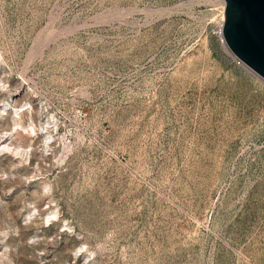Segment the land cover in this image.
Returning a JSON list of instances; mask_svg holds the SVG:
<instances>
[{
  "label": "rangeland",
  "instance_id": "374dc122",
  "mask_svg": "<svg viewBox=\"0 0 264 264\" xmlns=\"http://www.w3.org/2000/svg\"><path fill=\"white\" fill-rule=\"evenodd\" d=\"M223 0H0V264H264V80Z\"/></svg>",
  "mask_w": 264,
  "mask_h": 264
},
{
  "label": "water",
  "instance_id": "95a60500",
  "mask_svg": "<svg viewBox=\"0 0 264 264\" xmlns=\"http://www.w3.org/2000/svg\"><path fill=\"white\" fill-rule=\"evenodd\" d=\"M221 37L227 49L264 80V0H223Z\"/></svg>",
  "mask_w": 264,
  "mask_h": 264
}]
</instances>
